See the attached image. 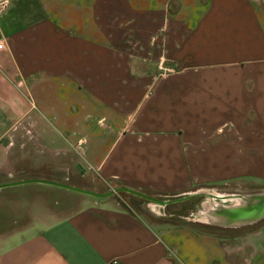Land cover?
Segmentation results:
<instances>
[{"label":"crops","instance_id":"crops-1","mask_svg":"<svg viewBox=\"0 0 264 264\" xmlns=\"http://www.w3.org/2000/svg\"><path fill=\"white\" fill-rule=\"evenodd\" d=\"M0 41V264H264V223L156 225L67 162L155 193L263 178L264 0H10Z\"/></svg>","mask_w":264,"mask_h":264},{"label":"rangeland","instance_id":"rangeland-1","mask_svg":"<svg viewBox=\"0 0 264 264\" xmlns=\"http://www.w3.org/2000/svg\"><path fill=\"white\" fill-rule=\"evenodd\" d=\"M160 78H168V77H180L175 70H172L169 67H162L158 73ZM225 123H228L224 125ZM224 124H221L213 130L217 135L225 133V131L232 126L229 121H226ZM5 141L10 142H23L31 144L32 140L30 139V134H21L19 136H15V134H8L4 137ZM53 154L50 153V150H42L38 151V156L40 158H50ZM56 160L61 159L62 156H57L54 154ZM80 156L76 150H72L70 154V159H67V162H70V181L71 183L82 184L90 188V190L97 194L104 195L106 197L112 198L116 203L120 206H125L128 208H134L138 214L142 215L149 222L160 225V223H164L167 219L169 220L171 217V222L175 224H183V223H194V224H204V223H212L213 221L218 219L211 214L210 209L205 207V203L209 202L210 197L208 194H203V196L194 198L190 201H184L188 193L192 191H207L213 192L221 195L226 194H237L242 193L243 191H263L264 190V177L263 178H254V177H245V176H232L229 178L216 180L208 183H198L194 184L187 193L182 192H164V193H155L149 192L152 196L157 197L158 199L170 201L169 205H164L160 202L154 201H141L139 204L134 205L131 202L135 200L134 198L126 195H121L116 191L117 187L121 184L111 182L109 184L99 181V179L92 172L89 175H83V165L79 160ZM51 159V158H50ZM110 194L111 192H113ZM148 192V191H147ZM110 194V195H109ZM190 194V193H189ZM246 194V193H244ZM174 199H178L177 202ZM182 201V202H181ZM230 204V203H227ZM193 207V209L186 208ZM185 208V210L183 209ZM182 210V211H181ZM184 211V212H183ZM173 215V216H172ZM200 223V224H199ZM264 223V220L259 222L255 227ZM255 225V224H254ZM169 226V225H168ZM230 227L217 229L216 227H212L210 232H216L219 235L225 236L227 239L235 240L246 232L252 231L253 228L251 225L249 226H241L236 230ZM225 238V239H226Z\"/></svg>","mask_w":264,"mask_h":264},{"label":"water","instance_id":"water-1","mask_svg":"<svg viewBox=\"0 0 264 264\" xmlns=\"http://www.w3.org/2000/svg\"><path fill=\"white\" fill-rule=\"evenodd\" d=\"M118 192V189H116ZM94 196L105 197L92 191H85ZM114 193L111 192L110 194ZM208 194L212 198H221L223 200H232L230 204L220 206L219 210H213L220 221V225L224 227H241L248 226L253 223L260 222L264 219V190L243 195H221L207 191H195L192 194ZM109 194V195H110Z\"/></svg>","mask_w":264,"mask_h":264},{"label":"trees","instance_id":"trees-1","mask_svg":"<svg viewBox=\"0 0 264 264\" xmlns=\"http://www.w3.org/2000/svg\"><path fill=\"white\" fill-rule=\"evenodd\" d=\"M117 189H118V192H119V194H121V195H126V196H130V197H132V198H134L135 200H132L131 199V203L132 204H134V205H137V204H139L141 201H154V202H160V203H162V204H164V205H169L170 203V201H167V200H162V199H158L157 197H154V196H152L149 192L150 191H138V190H133V189H130V188H127V187H125V186H122V185H119L118 187H117ZM200 194H192V193H190V194H188V196H186L185 198V200L184 201H190V200H193L194 198H197V196H199ZM174 200H176V202H177V200L178 199H174ZM182 202V201H181ZM124 208H127L128 209V207H125L124 206ZM186 208V207H185ZM185 208H183L184 210H185ZM187 208H189V209H193V207H187ZM186 208V209H187ZM133 210H134V208H132ZM182 211V210H181ZM184 212V211H183ZM173 216V215H172ZM171 220V217H170V219L168 220H166V221H164V223H166L167 225H169V226H176V227H180V226H186V227H190V228H192L194 231H196V232H198V233H202V234H209V235H216V236H219V237H222V238H226L225 236H222V235H219V234H217L216 232H210V229L213 227V226H209V225H207V224H200V225H198V224H194V223H183V224H175V223H173V222H171L170 221ZM264 220V219H263ZM261 222V221H260ZM259 223V222H258ZM258 223H253V224H251V227L254 229L255 228V226L258 224ZM255 224V225H254ZM250 226V225H249ZM217 228V227H216ZM218 229V228H217ZM220 229V228H219ZM237 229V228H236ZM221 230H223V229H221ZM230 230V229H229ZM232 230V229H231ZM233 230H235V229H233Z\"/></svg>","mask_w":264,"mask_h":264},{"label":"flooded vegetation","instance_id":"flooded-vegetation-1","mask_svg":"<svg viewBox=\"0 0 264 264\" xmlns=\"http://www.w3.org/2000/svg\"><path fill=\"white\" fill-rule=\"evenodd\" d=\"M252 192H256L255 190L253 191V190H250V191H243L242 193H237V194H226V195H228V196H232V195H243L244 193H252ZM217 194V193H216ZM201 196H203V193L202 194H200L199 196H197V198L198 197H201ZM210 200H212V197H210ZM210 200H209V202H210ZM231 201L232 200H223V199H221V198H214V201H212V203H214V205L213 206H211V207H209V209H210V211L209 212H211V214L213 213L212 211L213 210H219V208H220V206H223V205H226L227 203H231ZM213 215V214H212ZM215 216V215H214ZM216 217V216H215ZM217 218V217H216ZM217 219H219V218H217ZM262 221V220H261ZM220 221L218 220H215V221H213L212 223H204V224H207V225H209V226H213V227H217V228H221V229H223V228H226V227H224V226H221L220 225V223H219ZM258 223V222H257ZM243 227V226H242ZM230 228H232V230L233 229H235L236 230V228L238 229L239 227H236V228H234V227H230ZM241 228V227H240ZM231 230V229H230Z\"/></svg>","mask_w":264,"mask_h":264},{"label":"built area","instance_id":"built-area-1","mask_svg":"<svg viewBox=\"0 0 264 264\" xmlns=\"http://www.w3.org/2000/svg\"><path fill=\"white\" fill-rule=\"evenodd\" d=\"M9 1H10V0H0V12H1L2 10H4V9L8 6ZM3 48H4V44H3L2 41H0V49H3ZM113 264H116V261H114Z\"/></svg>","mask_w":264,"mask_h":264},{"label":"bare ground","instance_id":"bare-ground-1","mask_svg":"<svg viewBox=\"0 0 264 264\" xmlns=\"http://www.w3.org/2000/svg\"><path fill=\"white\" fill-rule=\"evenodd\" d=\"M212 201H214V198H212V200H210V202L205 203V207H206V208H207V207L209 208V207L213 206L214 203H212Z\"/></svg>","mask_w":264,"mask_h":264}]
</instances>
